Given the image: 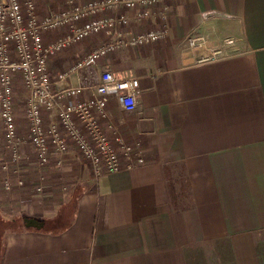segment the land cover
Returning a JSON list of instances; mask_svg holds the SVG:
<instances>
[{"label": "crops", "instance_id": "crops-1", "mask_svg": "<svg viewBox=\"0 0 264 264\" xmlns=\"http://www.w3.org/2000/svg\"><path fill=\"white\" fill-rule=\"evenodd\" d=\"M166 6L165 20L160 1L100 13H125L121 29L132 34L168 31L111 51L94 68L138 78L132 111L111 98L107 117L96 116L110 139L117 133L138 143L144 163L126 168L120 154L119 171L95 177L70 144L60 166L44 167L40 196L26 179L20 200L13 197L20 202L14 219L23 224L6 231L0 264H264V0ZM65 7V0H36L35 13L40 19ZM67 30L56 27L42 39ZM198 36L201 45H189L187 37ZM105 38L94 34L57 51L49 72L66 71ZM217 47L226 55L199 61ZM24 143L25 172L35 158ZM25 217L40 226H25Z\"/></svg>", "mask_w": 264, "mask_h": 264}, {"label": "built area", "instance_id": "built-area-1", "mask_svg": "<svg viewBox=\"0 0 264 264\" xmlns=\"http://www.w3.org/2000/svg\"><path fill=\"white\" fill-rule=\"evenodd\" d=\"M159 1L163 3L159 14L165 20L166 3L172 0H92L81 4L65 0V8L40 19L35 13L36 0H0V172L5 173V177H0V187L5 192L26 186L22 174L23 142L28 143L34 153L37 169L31 191L35 196H40L44 190V167L60 166L70 144L87 161L95 177L102 172L119 171L122 168L120 154L127 160L126 168L144 163L138 143H128L117 133L110 139L96 116L107 117L105 107L111 98L125 111H132L139 92L138 78L115 77L110 70L96 73L94 68L97 61L111 51L154 42L168 33L167 28L161 26L132 34L121 29L128 22L125 13H100ZM147 13L144 10L137 16L142 18ZM59 26H66L67 32L44 42L43 34ZM98 33L106 35L99 45L75 59L66 71L49 72L47 62L51 55ZM187 39L192 46L203 42L200 36ZM224 43L231 45L233 39L226 38ZM223 50L224 47L210 50L199 61L226 55ZM16 74L20 75L26 91L27 130L23 136L18 132L14 112ZM71 75L77 76L75 84L70 83ZM85 90L91 92L88 97L82 96ZM46 114L50 115L48 120ZM6 173H13V180Z\"/></svg>", "mask_w": 264, "mask_h": 264}, {"label": "rangeland", "instance_id": "rangeland-1", "mask_svg": "<svg viewBox=\"0 0 264 264\" xmlns=\"http://www.w3.org/2000/svg\"><path fill=\"white\" fill-rule=\"evenodd\" d=\"M158 3L159 2L151 4V5H155ZM151 5H138V6L149 7ZM13 89H14V112L16 115V123H17V125L20 124V126H21L20 129L22 130V135H25L24 133H26V126H27V122H25V119H26V117H25L26 91H25V88L21 82V77L19 74H16L14 76ZM18 128H19V125H18ZM23 146L25 147V149L27 151H29L27 155L31 156V154H34L32 148L29 146L28 143H24ZM36 169H37L36 165L33 168L31 166H29L28 170L25 171L24 173H22L23 177H25L27 179L29 187L34 184L33 183L34 180H29V177L34 179V174H35ZM43 171H44V169H43ZM6 174H7L6 176H8V178L10 180H13V178H14L13 176H15L13 173H9V175H8V173H6ZM1 176L5 177V173L0 172V177ZM20 192H21V188L12 190L10 192H5V190H3L0 187V255H1V251L3 249V242H4L6 231L9 228H12L14 226H18L16 219H14V216L16 214L14 212H15V210L19 209V203L20 202L19 201L15 202L13 197H17V200H20V198H21L20 194H19Z\"/></svg>", "mask_w": 264, "mask_h": 264}, {"label": "water", "instance_id": "water-1", "mask_svg": "<svg viewBox=\"0 0 264 264\" xmlns=\"http://www.w3.org/2000/svg\"><path fill=\"white\" fill-rule=\"evenodd\" d=\"M23 222H24V225L25 226H40L41 223H39L37 220L33 219V218H28V217H25L23 219Z\"/></svg>", "mask_w": 264, "mask_h": 264}, {"label": "trees", "instance_id": "trees-1", "mask_svg": "<svg viewBox=\"0 0 264 264\" xmlns=\"http://www.w3.org/2000/svg\"><path fill=\"white\" fill-rule=\"evenodd\" d=\"M168 184V188H169V192H170V198H175L174 196H175V194H174V189L172 188V185L170 184V182L169 183H167ZM17 224H20V225H22L23 223L22 222H17Z\"/></svg>", "mask_w": 264, "mask_h": 264}]
</instances>
